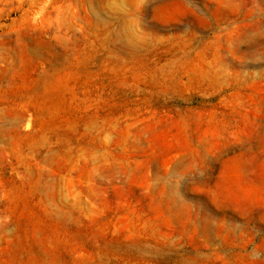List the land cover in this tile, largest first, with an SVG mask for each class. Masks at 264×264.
Here are the masks:
<instances>
[{
    "label": "rangeland",
    "instance_id": "374dc122",
    "mask_svg": "<svg viewBox=\"0 0 264 264\" xmlns=\"http://www.w3.org/2000/svg\"><path fill=\"white\" fill-rule=\"evenodd\" d=\"M0 264H264V0H0Z\"/></svg>",
    "mask_w": 264,
    "mask_h": 264
}]
</instances>
